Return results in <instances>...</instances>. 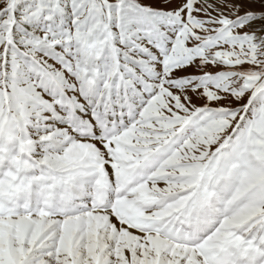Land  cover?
<instances>
[{
  "label": "snow or ice",
  "instance_id": "1",
  "mask_svg": "<svg viewBox=\"0 0 264 264\" xmlns=\"http://www.w3.org/2000/svg\"><path fill=\"white\" fill-rule=\"evenodd\" d=\"M0 264H264V0H0Z\"/></svg>",
  "mask_w": 264,
  "mask_h": 264
}]
</instances>
